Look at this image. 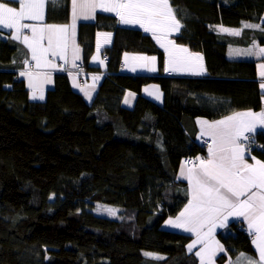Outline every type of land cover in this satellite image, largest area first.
Returning <instances> with one entry per match:
<instances>
[{"label": "trees", "instance_id": "16d2710c", "mask_svg": "<svg viewBox=\"0 0 264 264\" xmlns=\"http://www.w3.org/2000/svg\"><path fill=\"white\" fill-rule=\"evenodd\" d=\"M183 27L174 39L204 58L207 75L147 76L122 72L127 54L165 56L152 37L99 15L79 28L82 69L107 74L93 103L74 89L70 76L55 77L44 102H33L18 72L26 50L0 32V264H200L188 252L192 237L169 231L188 201L179 179L186 159L203 157L189 112L212 121L236 111L259 112L264 93L257 63L232 61L242 40L264 46V0H170ZM70 0L47 4L46 23L68 24ZM220 27L244 29L242 39ZM113 33L102 67L91 66L98 33ZM103 57V58H104ZM148 86L171 92L181 110L142 96ZM129 93L135 100L127 106ZM128 104V103H127ZM264 142V134L256 135ZM264 161V153L252 154ZM77 203L79 212L64 209ZM98 204L121 208V221L98 217ZM232 224L218 234L225 264L254 254L252 240ZM153 253L162 259H153Z\"/></svg>", "mask_w": 264, "mask_h": 264}, {"label": "snow or ice", "instance_id": "6c2138e0", "mask_svg": "<svg viewBox=\"0 0 264 264\" xmlns=\"http://www.w3.org/2000/svg\"><path fill=\"white\" fill-rule=\"evenodd\" d=\"M58 2L59 0H0V29L12 30L11 39L22 43L35 62L32 68L20 73L21 76L28 77L29 87L33 88V99L44 98L42 89L37 96L34 81L50 82V72L45 70L56 67L53 63L56 57L68 63V53L71 51L72 67H76L75 62L81 58V50L76 43L77 21L94 20L98 10L114 14L121 25L139 26L144 32L151 33L164 50L165 72H190L194 75L204 72L202 55L193 53L168 38L172 33H179L183 27L176 15L178 9L171 5L170 0H71L70 24L45 23L46 4ZM10 3H18L19 7L9 6ZM243 28H260L264 31L260 25L249 23H244ZM219 31L239 36L242 29L221 27ZM97 35L104 37L105 44L110 43L112 33ZM100 47L98 39L97 55L92 57L93 61L99 59ZM233 52L235 55L264 57V48L255 44L243 52ZM130 59L143 61L145 63L140 67L156 71L155 56L129 57L126 53L125 63ZM99 62L104 63L103 60ZM24 64L28 65L29 60L25 59ZM136 67L132 65L131 70L136 71ZM259 68V75L264 78V64H260ZM99 79V76L93 77L94 81ZM260 87L264 89V79ZM85 95L91 99L90 91H85ZM155 98H161L158 88ZM125 103H128V99H125ZM197 123L201 126V136L211 138L208 155L207 158L197 157L198 163L184 162L181 176L188 181L187 195L190 198L179 215L166 223L195 236L187 247L191 253L197 244L202 245L195 253L200 264H215L217 253L224 251L223 246L215 239V230L217 227H226L229 218H242L247 222L258 259L241 253L235 264H264V161L251 155V145L255 143L257 130L264 134V111H236L220 120H198ZM244 141L249 143L246 145ZM246 155L252 160L251 163ZM108 211L113 212L111 209ZM145 255L162 259L153 253Z\"/></svg>", "mask_w": 264, "mask_h": 264}, {"label": "crops", "instance_id": "0c3cea01", "mask_svg": "<svg viewBox=\"0 0 264 264\" xmlns=\"http://www.w3.org/2000/svg\"><path fill=\"white\" fill-rule=\"evenodd\" d=\"M215 1L216 2H220L221 0H215ZM9 6L17 7V8L19 7L18 3H10ZM46 12H47V4H46V8H45V20H44L45 23H46ZM99 15H113L114 16V14L104 13V12H100L98 10L97 13H96V18ZM96 18L94 20H78L77 21V26H76V43L78 44V46H79V48L81 50L80 51V57L81 58L75 62L76 63V67H72V63H71V59H72V57H71V51H69V53H68V60H69V62L68 63H65L59 57H56L53 60V63H55L56 67L55 68H49V69H46L45 70V71L50 72V75H51L50 82L37 83V82L34 81V88L36 89L37 96H39L40 90L42 89L43 97H44L42 100L41 99H38V98L37 99H33L32 98V96H33V88H30L29 87V79H28V77L27 76H21L20 75L21 72H24L26 70H29L30 63H33V65H34L35 62L31 60V54L28 51V49L25 48V46L22 43H20L19 41H16L17 43H19L26 50L27 60H29V64L28 65H25L18 72V79L23 80L26 83V86H27V88H28V90L30 92V99L33 102H44L46 100L47 92L49 90L54 89V87H55V77L57 75H60V74H67L71 78V81H72V84L74 86V89L77 92H79L84 97V99L86 100V102H88L89 104L93 103L92 101H93L94 96L96 95V93H98L99 85L104 80V78L106 77L107 74L106 75L105 74H102V73L95 74V73L86 72L84 70L81 71V70H78L77 69V66H78V64H83V57H84L83 56L82 47L79 44V28H80V25L83 24V23H93V22L96 21ZM25 23H33V22L32 21H25ZM70 23H71V0H70V21L68 22V24H70ZM245 23L252 24L251 21H246ZM262 23L264 24V17H263V22ZM48 24H52V23H48ZM117 26L124 27V28H129V29H138V30H141L142 32H144L143 29H141L139 26L121 25L118 22H117ZM245 29L246 30H249V29L258 30L259 28H245ZM234 30H239V29H234ZM11 31L12 30H8V29H0V32H1L2 36L4 38H7V39H11V37H10V32ZM243 32H244V29H242L241 34L239 36H234V35H230V36L236 37L238 39H242ZM25 33L28 34V35H30V32H28L27 30H25ZM144 33L146 35L152 37V34L151 33H146V32H144ZM221 33L222 34H225V35H229L228 33H225V32H221ZM179 34H180V32L179 33H172V34L169 35L168 38L174 41V39L177 38L179 36ZM98 39H99L100 45H101L100 51H99V59L97 61L91 60V66H93V67H102V66H105V63L106 62L104 61V58H103L104 56L103 55L106 52V50L113 45L114 40H115L113 33H112V37H111L110 43L105 44L104 43V37L103 36L98 37ZM153 40L155 41L157 47L164 54V50L159 46V44L156 42V40L154 38H153ZM242 43L243 44H240L241 45L240 47H237V45H236L235 47L233 46V47L230 48V50L228 52V58L230 60H232V61L256 62L257 63L258 80H259L260 85H261L262 79H264V78H261L260 75H259V72H260L259 65L260 64H264V57H262V56L235 55L234 52H233V50H239V51L243 52L244 50H247L249 48H252L254 44L256 46H258L259 48H264V46L263 45H260L257 40H253V39H251V40H242ZM96 55H97V53L94 56H96ZM128 56L131 57V56H146V55H142V54H128ZM164 56H165V54H164ZM147 57H152V56H147ZM50 59H52V58L50 57ZM100 60H103L104 63L101 64L99 62ZM122 62L125 64V68L122 70V72L127 73V74H130V75H147V76L162 75V76H170V77H180V76H202V77H205L207 75L204 58H203V61H202L203 66H204V72L201 75H194V74H191L190 72H165L164 71V68H165V59H164L163 67H162L161 61H160V59L158 57H156V64H155L156 71L155 72H151V71H148L146 68L140 67L139 65L145 63L143 61H132L130 59L128 61V63L126 64L125 63V55L123 56ZM132 65H136L137 66L136 67V71H132L131 70V66ZM95 76H99L100 79L94 81L93 80V77H95ZM86 81H89L88 84H85ZM93 84H95V87L94 88L92 87ZM76 85H78V86H76ZM150 87H151L150 90L153 92V94L151 96L150 95L148 96L146 94L145 89H149V86H148V87H145L142 90V96H144L145 98L153 101L154 103H156V104H158L160 106H169V107H172L174 109L181 110V106L177 102H175V101L172 100L171 92L169 90L163 91L159 87H154V86H150ZM157 88H158L159 94L161 96V98L159 100H157L155 98V96L157 94ZM82 89H83V91H82ZM85 91H90V93H91V99H89L88 96L85 95ZM262 92L264 93V89H262ZM134 100H135V96H134V94H132L131 96H129V98H128V104L126 103V105L127 106L132 105L133 102H134ZM260 111H264V99H263V106H262V109ZM188 115L194 120V123L196 125V130H197V136H198V138L199 139L205 138V139H208V140L211 141V138L210 137L201 136V126H200V124L197 123L198 120H208L209 122H211L212 120L210 119L209 115L207 113H200V112H194V111L193 112L192 111L189 112ZM260 133H261V130L258 129L257 132H256V134H255V136L256 135H259ZM246 158L249 160V163L252 162V160L250 159V157H248L247 155H246ZM256 158L258 159V157H256ZM179 179H181L182 182L186 185L185 188H186V191H188V187H189L188 186V181L184 177H182L181 174H179ZM189 198L190 197L188 196V200H189ZM187 203H188V201H187ZM173 219H175V218H173ZM232 224H238L241 228H243L244 230H246L247 233L249 234V232H248V226H247V222L246 221H243L242 218H239V219H237V218H229L226 227H223V228L217 227V229L215 230V239L217 241H219L218 240V234L230 232V227H231ZM164 228L166 230H169V231L179 232V233L185 234L187 236H190V237H192V241L195 239V236L192 235L191 233L185 232L182 229L173 228L170 225H168L167 223L164 224ZM219 243H220V241H219ZM220 245H222V244L220 243ZM201 246L202 245L197 244L195 246V248H193V250H192L191 253L188 251L190 254H193L198 259L199 262H200L199 257H197L195 255V253L197 251H199V249H200ZM253 247H254V245H253ZM223 248H224V246H223ZM225 254H226V249L225 248H224V251L223 252H218L217 255L214 258L215 264H220V263H218V259L222 255H225ZM243 254H245V256H251L253 259H258V254L256 252L255 247H254V254H249V253H243ZM240 255L241 254H239L237 257H240ZM237 257H235L234 259L228 260L225 264H229L230 261L232 262V264H235V261H236Z\"/></svg>", "mask_w": 264, "mask_h": 264}, {"label": "rangeland", "instance_id": "374dc122", "mask_svg": "<svg viewBox=\"0 0 264 264\" xmlns=\"http://www.w3.org/2000/svg\"><path fill=\"white\" fill-rule=\"evenodd\" d=\"M88 82L89 81H86L85 84H88ZM154 87H156V86H154ZM150 88L151 87L149 86V89H147V91H146V94L148 96H149V93L150 92L153 94V92L150 90ZM96 95H97V93H96ZM96 95L94 96V99L96 98ZM94 99H93V101H94ZM64 209H66L67 211H70L72 213H78L79 210H80L79 205L77 203H69V202L64 205ZM109 209L113 210V212L110 213L108 211ZM93 212L98 217L108 218V219L115 220V221H121L122 220V216H121L122 211H121V208H118V207L108 206V205H103V204H98L96 206V208L93 210ZM242 229L243 228H239L240 231ZM245 234H247L250 237V239L252 240V237L247 233V231H246Z\"/></svg>", "mask_w": 264, "mask_h": 264}, {"label": "built area", "instance_id": "2783aa9c", "mask_svg": "<svg viewBox=\"0 0 264 264\" xmlns=\"http://www.w3.org/2000/svg\"><path fill=\"white\" fill-rule=\"evenodd\" d=\"M104 61L109 62V57L105 56ZM32 67H33V63H30V68H32ZM124 68H125V64L123 62H121L120 69L123 70ZM77 69L83 71L82 65L78 64ZM199 143L206 150V155L203 156V158H207L208 145L211 143V141L208 139H205V138H201V139H199ZM244 143L247 145L249 142L244 141ZM255 153H264V142L260 141V139L256 136H255V143L251 145V155L255 154ZM185 161H193V162L198 163V161H196V159H192V158L186 159ZM188 166L191 167L192 165H188ZM241 232L246 233V231L244 229H242Z\"/></svg>", "mask_w": 264, "mask_h": 264}, {"label": "clouds", "instance_id": "9594fccd", "mask_svg": "<svg viewBox=\"0 0 264 264\" xmlns=\"http://www.w3.org/2000/svg\"><path fill=\"white\" fill-rule=\"evenodd\" d=\"M245 234V233H244Z\"/></svg>", "mask_w": 264, "mask_h": 264}]
</instances>
